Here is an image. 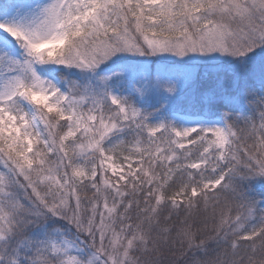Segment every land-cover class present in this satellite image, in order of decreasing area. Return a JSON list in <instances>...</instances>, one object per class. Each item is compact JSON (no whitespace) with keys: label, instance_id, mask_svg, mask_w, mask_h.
Returning a JSON list of instances; mask_svg holds the SVG:
<instances>
[{"label":"snow or ice","instance_id":"obj_1","mask_svg":"<svg viewBox=\"0 0 264 264\" xmlns=\"http://www.w3.org/2000/svg\"><path fill=\"white\" fill-rule=\"evenodd\" d=\"M0 264H264V0H0Z\"/></svg>","mask_w":264,"mask_h":264}]
</instances>
